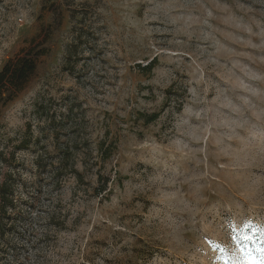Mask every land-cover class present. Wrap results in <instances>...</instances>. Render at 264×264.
<instances>
[{"label":"rangeland","instance_id":"rangeland-1","mask_svg":"<svg viewBox=\"0 0 264 264\" xmlns=\"http://www.w3.org/2000/svg\"><path fill=\"white\" fill-rule=\"evenodd\" d=\"M52 8L0 108V264H264V0H0V71Z\"/></svg>","mask_w":264,"mask_h":264},{"label":"trees","instance_id":"trees-1","mask_svg":"<svg viewBox=\"0 0 264 264\" xmlns=\"http://www.w3.org/2000/svg\"><path fill=\"white\" fill-rule=\"evenodd\" d=\"M50 12L54 18L52 26L56 25L57 28L53 31H51V26L42 28L38 37L33 39L17 57L9 60L1 69L0 108L6 107L14 102L29 88L38 73L41 60L50 55L49 41L55 31L62 26L64 20L63 15L55 10V8H52ZM156 64V62L150 63L147 67L143 68V71L151 73L155 69ZM159 117V113L151 114L147 118V123H153ZM39 118L51 119L47 114H39ZM100 151H102V154L105 152L103 146L100 147ZM57 169L63 171L65 174L71 172L78 179L83 180V175L75 167V162L72 160V154L68 146L60 152ZM16 203L15 189L11 184V180L5 179L0 181V234L5 232L6 226H4V221L8 213L16 209Z\"/></svg>","mask_w":264,"mask_h":264},{"label":"snow or ice","instance_id":"snow-or-ice-1","mask_svg":"<svg viewBox=\"0 0 264 264\" xmlns=\"http://www.w3.org/2000/svg\"><path fill=\"white\" fill-rule=\"evenodd\" d=\"M245 226L247 227L249 225L246 224ZM233 239H235V237ZM262 255H264V252H262ZM250 259H251V264H256L255 257H251Z\"/></svg>","mask_w":264,"mask_h":264}]
</instances>
